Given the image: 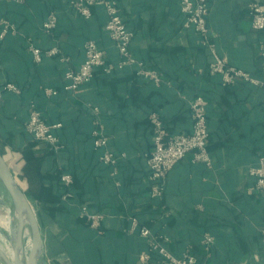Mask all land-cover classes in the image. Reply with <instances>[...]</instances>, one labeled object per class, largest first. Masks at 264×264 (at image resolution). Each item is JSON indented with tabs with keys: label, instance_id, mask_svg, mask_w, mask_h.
Masks as SVG:
<instances>
[{
	"label": "crops",
	"instance_id": "obj_1",
	"mask_svg": "<svg viewBox=\"0 0 264 264\" xmlns=\"http://www.w3.org/2000/svg\"><path fill=\"white\" fill-rule=\"evenodd\" d=\"M118 1L135 31L131 51L159 74V85L137 66L120 67L104 30L103 6H93L84 19L68 0H0V21L17 30L0 38V148L37 206L44 240L40 264H140V254L152 250L138 230L129 232L132 217L154 237H166L174 255L193 249L197 264H264V197L250 172L264 156V88L244 81L224 84L221 75L208 71L210 50L184 26L178 0ZM252 3L264 9V0H209L210 42L230 66L263 79L264 33L252 27ZM52 11L59 20L55 39L42 30ZM87 40L106 52L113 71L98 72L72 95L64 89L65 73L81 65ZM29 42L60 53L36 63ZM8 83L20 93L6 90ZM45 89L58 94L49 97ZM199 95L207 104L212 166L194 163L188 154L168 173L164 195L153 199L146 162L153 151L149 115L158 110L168 135L190 134V102ZM31 103L47 122L62 123V151L54 153L27 132ZM94 108L109 151L126 155L116 176L98 162L103 150L93 143ZM59 172L74 175V196L60 198ZM84 205L104 215L99 229L83 215ZM207 235L212 245L205 244Z\"/></svg>",
	"mask_w": 264,
	"mask_h": 264
},
{
	"label": "built area",
	"instance_id": "obj_2",
	"mask_svg": "<svg viewBox=\"0 0 264 264\" xmlns=\"http://www.w3.org/2000/svg\"><path fill=\"white\" fill-rule=\"evenodd\" d=\"M8 2L22 3L24 0H6ZM69 5L81 17L89 19L92 16L91 8L95 5L104 7L107 15V21L104 30L113 42L119 57L120 67L137 66L140 75L145 76L154 84L159 85L161 78L159 74L153 70L146 69L144 64L134 58L131 52V44L134 34L130 31L120 12L117 0H68ZM181 14L184 17V26L192 29L200 35L202 46L208 47L212 55L213 61L209 66L211 74H219L222 76L224 84H234L238 81H244L251 85L264 88V79L255 77L248 72L230 66L226 59L221 57L210 40L212 30L208 24L209 0H178ZM252 27L256 31L264 33V9L258 3L251 4ZM58 25V17L56 13L50 12L46 16L42 24L43 32L55 39L54 31ZM0 38H4L8 34L16 33V26L8 21H0ZM28 50L36 63H41L44 57H52L60 53V49L53 47L49 50H42L33 45L28 44ZM261 54L264 58V42L261 45ZM62 61L67 58L61 56ZM97 70H102L109 74L113 70V66L108 63L106 52L94 40H87L84 44V60L77 68H69L65 73V79L68 81L65 91L76 95L82 88L90 84ZM5 89L20 93L19 87L8 83ZM45 94L49 97L58 94L53 89H45ZM192 131L190 134L168 135L163 122L157 114L150 117L154 127L152 135L153 151L147 157V167L149 172V180L151 184V198H161L165 191V181L168 173L188 154L193 155L194 163H201L208 168L212 166V159L208 150L209 125L207 104L203 96H197L190 102ZM96 115L95 129L92 132L93 143L95 149L103 150L98 157L99 164L114 169L112 175L116 176L119 164L126 158L125 154L116 156L109 151L108 139L104 135L103 126L99 119V109L94 108ZM63 127L62 123H49L43 117L41 111L35 103H31L29 107V118L26 130L37 141L48 144L56 153L60 152L64 146L58 135V131ZM251 175L256 177L255 189L264 197V156L260 157L259 165L251 169ZM62 181L66 185L73 183L71 175H63ZM83 215L88 218L93 228L99 229L104 219L103 214H93L88 211L87 207L82 208ZM129 232L139 231L140 235L146 238L150 244L152 251H155L160 257L157 264H197L196 256L187 250L181 257L175 256L165 246V239L162 237H154L150 229L146 227L139 228L137 218L130 219ZM214 238L211 235L205 237V244L212 245ZM140 264H150L149 253H141L139 256Z\"/></svg>",
	"mask_w": 264,
	"mask_h": 264
},
{
	"label": "water",
	"instance_id": "obj_3",
	"mask_svg": "<svg viewBox=\"0 0 264 264\" xmlns=\"http://www.w3.org/2000/svg\"><path fill=\"white\" fill-rule=\"evenodd\" d=\"M0 181L3 183L5 189L7 190L11 198L15 213H17L20 218L19 228L12 229L13 237L16 240V244L20 241L24 219L27 218L30 220L31 223L32 237H33V247L30 253L29 260H30V264H38L36 260V253L43 251L44 249V240H43L40 222L34 207L30 203L23 189L20 187L17 178L12 173L6 157L1 153H0ZM2 257H3L2 260L5 262V264H12L6 255ZM13 264H23L21 257L19 255L18 244L15 245Z\"/></svg>",
	"mask_w": 264,
	"mask_h": 264
},
{
	"label": "rangeland",
	"instance_id": "obj_4",
	"mask_svg": "<svg viewBox=\"0 0 264 264\" xmlns=\"http://www.w3.org/2000/svg\"><path fill=\"white\" fill-rule=\"evenodd\" d=\"M32 206L34 207L38 217L37 206L34 204H32ZM17 226L18 221L15 216L11 198L3 183L0 181V248L10 261H14V250L11 244L12 229L17 228ZM25 236L24 254L28 257L32 248V234L28 225L25 228ZM0 264H5L1 257ZM45 264H49L48 261H45Z\"/></svg>",
	"mask_w": 264,
	"mask_h": 264
},
{
	"label": "trees",
	"instance_id": "obj_5",
	"mask_svg": "<svg viewBox=\"0 0 264 264\" xmlns=\"http://www.w3.org/2000/svg\"><path fill=\"white\" fill-rule=\"evenodd\" d=\"M117 2H118V5H119V8H120V12H121V15H122V18H123V20H124V22H125V24H126V26H127V28L130 30V31H132L133 32V34H134V36H135V31H133L132 29H131V27H129V25H128V19H127V17H126V15L124 14V11H123V9L121 8V6H120V3H119V1L117 0ZM68 6L70 7V5H69V1H68ZM70 9H73V8H71L70 7ZM74 10V9H73ZM52 12H54V11H52ZM50 13V12H49ZM55 13V12H54ZM58 23H59V20H58ZM12 24V23H11ZM13 25V24H12ZM57 28H58V25H57V27H56V29H55V31H54V36L56 35L55 33H56V30H57ZM132 52V51H131ZM132 55H133V53H132ZM134 56V55H133ZM134 58L136 59V60H138L135 56H134ZM138 61H140V62H142L141 60H138ZM143 64H144V66H146L145 65V63L144 62H142ZM145 68H147V67H145ZM113 71V70H112ZM112 71L109 73V74H111L112 73ZM208 71H209V69H208ZM101 73V74H103V75H107L106 73H104L102 70H97L96 71V73H95V76H96V74L97 73ZM210 72V71H209ZM95 78V77H94ZM262 79V78H261ZM264 79V78H263ZM7 85V84H6ZM5 85V86H6ZM5 88V87H4ZM191 111V110H190ZM152 114H157L158 115V117L160 118V120L163 122V124H164V127L167 129V127H166V125H165V123H164V121H163V119H162V117L160 116V114H159V112H158V110H154V111H152L151 113H150V115H149V120H150V117H151V115ZM150 122H151V120H150ZM59 135V134H58ZM63 150V149H62ZM61 150V151H62ZM52 151L54 152V153H56L53 149H52ZM0 153L2 154V155H4V151L0 148ZM58 153V152H57ZM66 174H68V175H71L72 176V178H73V183L71 184V185H66L63 181H62V176L63 175H66ZM167 178V177H166ZM58 182H59V184H60V187H61V190H60V192H59V196H60V198H62V196H65V195H67V196H69V197H72V196H74V184H75V179H74V175H72V174H70V173H68V172H59L58 173ZM165 184H166V181H165ZM150 188H151V184H150ZM165 193V192H164ZM153 199H155V198H153ZM83 207H87V206H83ZM88 208V207H87ZM97 214H102V213H97ZM135 218H137V220H138V222H139V228H141V227H145V226H143V225H141V223H140V221H139V218L138 217H135ZM139 232V231H138ZM162 237V239H165L166 237H164V236H161ZM151 249V248H150ZM152 250V249H151ZM191 252L195 255L196 253H194V251H193V249L191 250ZM149 254H150V264H157L159 261H160V257L157 255V253H155V251H150L149 252ZM176 256V255H175ZM195 256H197V255H195ZM178 257V256H177Z\"/></svg>",
	"mask_w": 264,
	"mask_h": 264
},
{
	"label": "bare ground",
	"instance_id": "obj_6",
	"mask_svg": "<svg viewBox=\"0 0 264 264\" xmlns=\"http://www.w3.org/2000/svg\"><path fill=\"white\" fill-rule=\"evenodd\" d=\"M15 216H16L17 221H18V226H17V228H19V226H20V218H19V216H18L17 213H15ZM27 225L30 227V229H31V234H32V227H31L30 220L27 219V218H25V219H24L23 228H22V232H21V238H20V241L17 243V244H18L19 255H20V257H21V260H22L23 264H30V260H29V259H30V255H29L28 257H26L25 254H24V248H25V246H24V239H25V237H26V236H25V228H26ZM11 244H12V246H13V250H14V252H15V245H17V244H16V240H15L14 237H13V233H12ZM32 247H33V237H32ZM31 250H32V248H31ZM30 253H31V251H30ZM42 253H43V251H40V252H37V253H36V260H37V263H38V264H40V257H41V255H42ZM4 255H5L4 252H3V251L1 250V248H0V257H1L2 259H3L2 256H4ZM11 263L13 264L14 261H11Z\"/></svg>",
	"mask_w": 264,
	"mask_h": 264
}]
</instances>
